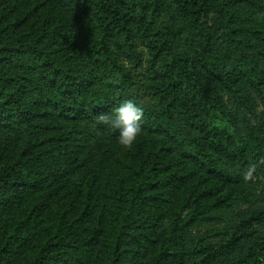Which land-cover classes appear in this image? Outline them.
Wrapping results in <instances>:
<instances>
[{
  "label": "trees",
  "instance_id": "16d2710c",
  "mask_svg": "<svg viewBox=\"0 0 264 264\" xmlns=\"http://www.w3.org/2000/svg\"><path fill=\"white\" fill-rule=\"evenodd\" d=\"M262 62L264 0H0V264H264Z\"/></svg>",
  "mask_w": 264,
  "mask_h": 264
},
{
  "label": "clouds",
  "instance_id": "9594fccd",
  "mask_svg": "<svg viewBox=\"0 0 264 264\" xmlns=\"http://www.w3.org/2000/svg\"><path fill=\"white\" fill-rule=\"evenodd\" d=\"M144 107L134 99H127L110 112L96 115L94 126H102L115 135V142L124 149L131 150L143 134L142 120ZM257 171L255 163H250L242 173L245 182L251 181Z\"/></svg>",
  "mask_w": 264,
  "mask_h": 264
},
{
  "label": "rangeland",
  "instance_id": "374dc122",
  "mask_svg": "<svg viewBox=\"0 0 264 264\" xmlns=\"http://www.w3.org/2000/svg\"><path fill=\"white\" fill-rule=\"evenodd\" d=\"M13 3V0H9ZM50 5H46L43 8L37 10L33 14V17L39 21L46 15L49 10ZM23 10V9H22ZM53 15H56L54 12ZM203 20L208 24H213L212 14H205ZM261 68L264 67V62L260 64ZM242 100L244 102L243 111L249 116L256 124L264 128V100L260 98L258 94L253 91L245 90L242 95Z\"/></svg>",
  "mask_w": 264,
  "mask_h": 264
}]
</instances>
